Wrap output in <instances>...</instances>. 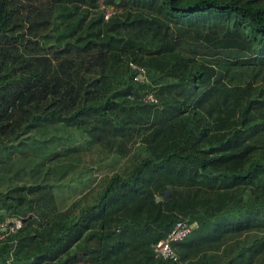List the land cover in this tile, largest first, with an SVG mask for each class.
<instances>
[{
  "label": "trees",
  "instance_id": "16d2710c",
  "mask_svg": "<svg viewBox=\"0 0 264 264\" xmlns=\"http://www.w3.org/2000/svg\"><path fill=\"white\" fill-rule=\"evenodd\" d=\"M4 216L0 264H264V0H0Z\"/></svg>",
  "mask_w": 264,
  "mask_h": 264
},
{
  "label": "built area",
  "instance_id": "2783aa9c",
  "mask_svg": "<svg viewBox=\"0 0 264 264\" xmlns=\"http://www.w3.org/2000/svg\"><path fill=\"white\" fill-rule=\"evenodd\" d=\"M111 12V8H105L104 16L108 17ZM129 66L135 70L134 80L142 81L146 79V70L144 66L139 65L133 61H129ZM140 98L143 102L153 104L158 103V98L153 90H147L143 92ZM22 226L23 222L18 216H4L3 218H0V238L17 231ZM195 226V223H190L183 218L175 221L174 225L167 232L165 237L157 240L152 245L154 254L162 258L177 260V254L173 249L171 243L185 238Z\"/></svg>",
  "mask_w": 264,
  "mask_h": 264
},
{
  "label": "rangeland",
  "instance_id": "374dc122",
  "mask_svg": "<svg viewBox=\"0 0 264 264\" xmlns=\"http://www.w3.org/2000/svg\"><path fill=\"white\" fill-rule=\"evenodd\" d=\"M186 30L187 31H185V33H183V31L182 30L180 31L179 28H175V33L176 34H178V33L182 34L183 33L184 36H186V37L191 36V38H194L196 36V34L193 30H191V29L190 30L186 29ZM106 171H108V170L107 169H103L102 171L97 170V171H95V173L97 174V176H100L103 172H106Z\"/></svg>",
  "mask_w": 264,
  "mask_h": 264
}]
</instances>
